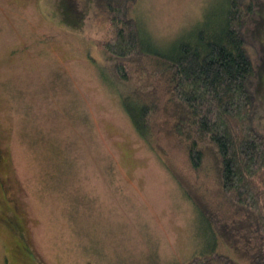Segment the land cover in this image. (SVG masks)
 <instances>
[{"label": "rangeland", "instance_id": "obj_1", "mask_svg": "<svg viewBox=\"0 0 264 264\" xmlns=\"http://www.w3.org/2000/svg\"><path fill=\"white\" fill-rule=\"evenodd\" d=\"M242 1L255 11L241 29L264 133V0ZM223 2L137 0L128 15L169 52L217 27ZM116 29L93 0H0V264H184L208 237L166 76L110 54ZM128 91L155 104L158 151L124 111Z\"/></svg>", "mask_w": 264, "mask_h": 264}, {"label": "trees", "instance_id": "obj_2", "mask_svg": "<svg viewBox=\"0 0 264 264\" xmlns=\"http://www.w3.org/2000/svg\"><path fill=\"white\" fill-rule=\"evenodd\" d=\"M136 1L93 0L117 27L104 48L117 58L153 60L155 74L166 76L163 107L173 116L170 131L184 142L187 163L198 173L194 181L205 190L189 197L209 238L184 264H264V133L254 124L256 68L241 29L255 13L253 3L224 0L217 27L201 28L162 52L128 15ZM126 71L116 64L119 77L127 79ZM121 103L136 132L158 151L155 104L131 91L121 93ZM210 163L214 169L207 172Z\"/></svg>", "mask_w": 264, "mask_h": 264}]
</instances>
